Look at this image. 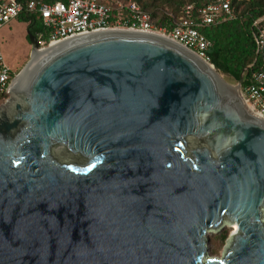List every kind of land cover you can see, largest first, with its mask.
<instances>
[{"label": "water", "instance_id": "95a60500", "mask_svg": "<svg viewBox=\"0 0 264 264\" xmlns=\"http://www.w3.org/2000/svg\"><path fill=\"white\" fill-rule=\"evenodd\" d=\"M0 104V264H264V117L129 29L43 49ZM35 49L42 55L37 58ZM257 113V114H256ZM232 228L221 256L209 233Z\"/></svg>", "mask_w": 264, "mask_h": 264}, {"label": "built area", "instance_id": "2783aa9c", "mask_svg": "<svg viewBox=\"0 0 264 264\" xmlns=\"http://www.w3.org/2000/svg\"><path fill=\"white\" fill-rule=\"evenodd\" d=\"M233 1L213 0L197 10L189 5L169 30L152 22L150 14L132 0H0V29L28 10L37 12L45 27L46 35L40 33L37 38L41 49L91 32L129 29L167 36L211 63L212 41L200 27L233 18ZM261 21L254 22V35L257 54L264 60V24ZM0 63V92H8L13 77L1 52ZM240 91L248 106L264 117V62L251 74L248 84L244 87L242 84Z\"/></svg>", "mask_w": 264, "mask_h": 264}, {"label": "trees", "instance_id": "16d2710c", "mask_svg": "<svg viewBox=\"0 0 264 264\" xmlns=\"http://www.w3.org/2000/svg\"><path fill=\"white\" fill-rule=\"evenodd\" d=\"M56 2L66 0H42ZM127 1V0H123ZM148 12L152 22L157 26L171 29L184 14L185 8L193 5L194 10L206 5L213 0H132ZM234 17L200 27L211 41L209 51L211 63L218 72L228 74L239 81L243 71V87L249 82L251 74L261 68L264 60L257 54L254 22L262 19L264 24V0H234ZM21 22L28 23V31L38 38L40 33H45V27L39 14L34 11H24L17 18ZM1 67V63H0ZM16 71L11 70V77ZM8 92H0V104L8 97ZM229 228H225L212 234L211 253H218L224 245Z\"/></svg>", "mask_w": 264, "mask_h": 264}, {"label": "rangeland", "instance_id": "374dc122", "mask_svg": "<svg viewBox=\"0 0 264 264\" xmlns=\"http://www.w3.org/2000/svg\"><path fill=\"white\" fill-rule=\"evenodd\" d=\"M0 52L2 53L4 62L11 68V70L16 71V76L31 58L32 42L29 36L28 23L13 19L10 23L0 29ZM220 74L231 85H237L238 81L230 75ZM15 76L12 79H14ZM229 229L231 233L232 228ZM212 234L213 232L208 234L209 252L213 256H221L226 241L218 253H211ZM229 235L227 238H229Z\"/></svg>", "mask_w": 264, "mask_h": 264}, {"label": "bare ground", "instance_id": "6f19581e", "mask_svg": "<svg viewBox=\"0 0 264 264\" xmlns=\"http://www.w3.org/2000/svg\"><path fill=\"white\" fill-rule=\"evenodd\" d=\"M56 44H58V43H53L51 46H53V45H56ZM34 55H36L37 56V58L39 57V56H41L42 55V52H41V50H39V49H35V54ZM27 72L26 71H24L22 74H20V75H18L17 76V78L13 81V86L15 87V86H19L21 83H22V81L24 80V78H25V74H26ZM220 78H222V79H224L223 78V76L221 75V74H219L218 75ZM251 108V107H250ZM257 114V113H256Z\"/></svg>", "mask_w": 264, "mask_h": 264}]
</instances>
